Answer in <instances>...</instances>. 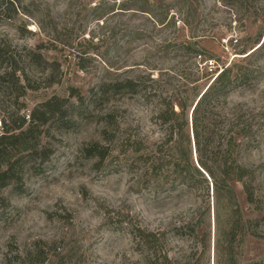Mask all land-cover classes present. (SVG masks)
<instances>
[{
	"label": "rangeland",
	"instance_id": "1",
	"mask_svg": "<svg viewBox=\"0 0 264 264\" xmlns=\"http://www.w3.org/2000/svg\"><path fill=\"white\" fill-rule=\"evenodd\" d=\"M5 2L0 1V121L12 126L53 98L65 99L67 111L39 127V138L29 144L38 146L37 155L28 156L27 149L11 160L20 181L0 189V264H147L133 241L137 226L164 233L176 264H231L230 257L237 264H264V0H150V13L131 9L133 0ZM261 45L248 57L241 54ZM187 48L202 60H214L219 74L225 68L252 73L247 85L233 88L213 107L221 118L215 114L202 129L212 136L215 152L225 136L226 150L233 108L240 104L255 115L257 141L247 145L241 139L233 152L254 174L250 199L233 183L236 200H217L207 175L180 185L162 170L140 181L145 165L138 164L137 155L159 151L166 136L156 117L159 95L170 96L179 111L182 98L190 106L219 75H210ZM35 52L60 65L57 82L49 79L53 66L29 61ZM13 70H19V82L5 75ZM23 71L34 88L26 93L20 89ZM139 77L152 86L151 99L113 95L112 88L94 97L103 83ZM195 104L189 129L191 160L197 164ZM114 117L126 135L142 143L140 153L118 154ZM232 131L238 138L236 128ZM93 141L109 149L101 163L84 151ZM44 151L50 156L43 162ZM127 159L135 163L133 173ZM236 208L243 225L233 239L231 226L240 218Z\"/></svg>",
	"mask_w": 264,
	"mask_h": 264
},
{
	"label": "trees",
	"instance_id": "2",
	"mask_svg": "<svg viewBox=\"0 0 264 264\" xmlns=\"http://www.w3.org/2000/svg\"><path fill=\"white\" fill-rule=\"evenodd\" d=\"M0 1H6V4L14 5L18 0ZM133 1V8L131 9L142 13L151 12L150 0H143V2L140 0ZM228 1L238 3L239 0H221V2L225 4H228ZM262 45L251 53L243 51L241 54H247L248 57L259 50ZM42 48L43 46H39V51L42 50ZM187 50L188 53H197L195 50L190 48H187ZM1 53L2 49L0 48V55ZM197 55L200 54L197 53ZM28 59L38 67L42 65L53 66L55 70L53 69V76L50 75L49 79L50 81L57 82L55 74L59 72L60 65L58 63L48 62L41 52L30 53ZM18 71L19 70H13L11 72H7L5 75L13 77L16 79V82H19L20 76L17 77L16 75V72ZM21 73L23 79L25 80V84L20 86V89L22 93H26L27 89L34 88L32 87L25 72L23 71ZM250 74L252 73H243L237 69L234 74V69L232 68L223 69L212 84L206 87L203 92H200L195 96L190 106H188V98H182L183 100L181 99L179 102V111H176V106L170 96L165 97L159 95L160 108L156 117L162 123V128L163 131L166 132V136L160 144L159 151L148 150V152H143L137 155L139 160L138 164L141 166L142 162L145 165V168H141L140 174L138 173L140 181H143L144 175L147 177V174H152L153 172L158 173V171L162 170H166L164 172L167 174L165 178L174 177V182H179L180 185L187 183L188 181H192L193 176L199 175L201 177H205V175H207L211 180L217 200H219L221 196L227 197L229 201L236 200V190L234 189L233 183H240L250 199V196L252 195L251 183L254 179V174L249 173V171L238 164L237 160L233 158V152L241 139L245 140L247 145H253L257 141L258 131L255 128L254 123L255 115L247 112V110H244V107L240 104L236 105L234 107L235 109L233 108V110L237 109V111H235L236 119L233 123H231L232 129L228 131L231 135L228 140H226V150L223 149L225 146V136H220L218 139L215 152L212 150V136H204L202 131L203 128L207 129V121H213V116L216 114H213V107H215L223 97L226 98L233 88H239L247 85L253 77H250ZM146 83L147 80L145 77L118 80L112 83H103L97 87V93L94 97L97 98L99 95L104 96L109 93V88H112L111 93L113 95L136 96L142 94L144 98L151 99L150 95L153 88ZM75 91L76 89H72L71 96L75 95ZM186 94L187 92L185 95ZM153 97H155V95H153ZM66 103L67 101L65 99L53 98L33 109L30 112V115H28V119H26V116H22L17 120H14L12 126H9L6 120L0 121L3 130V133L0 135V189L5 187L9 182L13 181V179H18L20 181L19 177L15 178V162H12L11 160L17 158L20 153L26 151L27 149L30 151L28 156L33 155L34 152L36 155L38 154V146H29V144L32 140L35 142L39 138L38 131L40 130L39 127H41V125H45L54 117H61L66 113ZM194 104L195 107L192 110V133L196 148L197 164H194L191 160V158H193V151L189 129V112ZM217 118H221V116L218 115ZM106 119L107 118L104 119L105 124L108 125L109 123ZM215 122L216 121H214V123ZM26 125L28 126L24 129ZM112 125L115 127L112 142L115 143L116 149H120L118 154L120 155L122 152L125 153L124 155H129V153H140L141 148L139 146H142V143L138 142L135 138L132 139L130 136L126 135V129L122 127L115 117ZM233 128H236V134H238L239 139L236 138L235 134H232ZM103 135L106 139L105 131H103ZM176 147H179L178 152L174 151ZM84 151L88 154L89 158H98V163L104 161L109 153L107 146H103L101 143L95 141L85 147ZM41 156L44 162L50 155L44 151L41 153ZM151 158L166 159L162 162L157 160L152 161L149 165L148 163L151 161ZM167 158H173L174 162L167 160ZM127 162L129 163V171L133 173L132 170L136 169L134 167V161H131L130 164V160L127 159ZM170 169H173V171L170 172ZM247 179H250V183L247 182ZM235 211L236 215L240 216V218L231 226L233 239H236L238 235L237 230L241 229L243 225L240 211L238 208H236ZM132 233L133 241H135L137 246V251L142 255L147 264H176L175 261L170 258L166 249V239L164 233L149 232L141 226L134 228ZM244 238L245 234L242 236L241 241H244ZM230 261L231 264H237L233 257H230Z\"/></svg>",
	"mask_w": 264,
	"mask_h": 264
},
{
	"label": "built area",
	"instance_id": "3",
	"mask_svg": "<svg viewBox=\"0 0 264 264\" xmlns=\"http://www.w3.org/2000/svg\"><path fill=\"white\" fill-rule=\"evenodd\" d=\"M227 42H228V40H223V43H224L225 45L227 44ZM236 42H237V40H235V43H236ZM197 58H198V62H203V65H204L205 67H207V69H208L210 75H215V76H217V75L219 74V71L217 70L218 67L216 66L214 60H211V59H209V60H208V59L202 60V59H203V58H202V55H198ZM219 67H220V66H219Z\"/></svg>",
	"mask_w": 264,
	"mask_h": 264
}]
</instances>
